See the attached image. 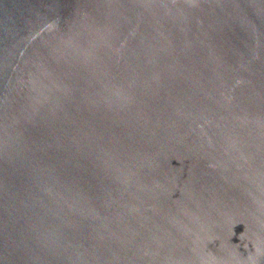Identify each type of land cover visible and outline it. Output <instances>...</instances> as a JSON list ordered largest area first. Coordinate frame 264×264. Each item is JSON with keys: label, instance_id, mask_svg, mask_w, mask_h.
Returning a JSON list of instances; mask_svg holds the SVG:
<instances>
[{"label": "water", "instance_id": "water-1", "mask_svg": "<svg viewBox=\"0 0 264 264\" xmlns=\"http://www.w3.org/2000/svg\"><path fill=\"white\" fill-rule=\"evenodd\" d=\"M0 264H264V0H0Z\"/></svg>", "mask_w": 264, "mask_h": 264}]
</instances>
